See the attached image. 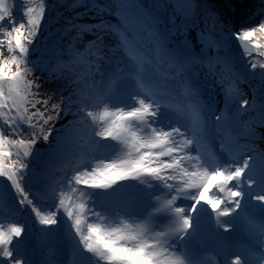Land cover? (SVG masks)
I'll use <instances>...</instances> for the list:
<instances>
[{"label": "snow or ice", "instance_id": "obj_1", "mask_svg": "<svg viewBox=\"0 0 264 264\" xmlns=\"http://www.w3.org/2000/svg\"><path fill=\"white\" fill-rule=\"evenodd\" d=\"M29 3L34 6L24 9L25 22L16 18L7 0H0V178L10 182L18 194L21 211L27 205L36 221L50 229L60 223L58 217L63 210L83 251L95 264H198L188 244L201 229L198 213L202 206L210 211L215 226L223 233L231 231L242 214L264 213V153L240 159L227 136L217 135L242 111L255 109V98H242L235 80H230L222 89L224 103L219 115L211 105L205 109L195 91L189 92V112L194 107L196 111L187 125L174 122L169 115L175 109L168 103L171 90L166 80L188 87L193 64L204 63L215 75L216 64H223L224 71L232 70L227 60L206 54L194 56L187 37L180 51H169L152 31L150 18L131 14L136 6L125 0H114L112 6L76 0L74 6H83L100 17L94 24L73 25L84 31L96 30L92 43L102 41L103 32L113 31L121 47L135 48V54H128L133 62L129 75L136 91H118L117 83L125 77L117 74L106 88L85 86L67 96L53 90L46 99H36L40 92L32 89L39 90L43 84L36 82L40 77L31 78L38 67L31 59L36 51L32 46L41 31L47 5L45 0ZM194 6L189 2L181 10L187 16ZM113 7L122 31L103 19ZM228 39H234L243 55L252 58L251 71L259 69L258 75L264 78V62L254 57V53L264 57V20L231 31ZM146 41L154 42L153 46ZM196 42L211 50H218L224 43L209 41L202 32L197 33ZM5 51L8 55H4ZM162 65L169 69L164 80L158 75ZM219 76L218 83L223 84L224 72ZM259 110L264 118V103ZM176 115L185 118L183 113ZM69 116L72 119H67ZM61 119L65 123L57 127ZM53 131L57 135L49 147L57 154L62 143L72 136L90 152L102 149L111 155H93L90 166L75 171L67 180L69 191L79 193L80 202L50 185L57 195V207L45 212L29 198L23 181L38 154L35 146L41 140L49 141ZM213 136L220 141L219 151L211 147ZM55 184L64 187L59 181ZM126 185L137 191L128 194L127 210L122 211L113 207V202L125 195L121 189ZM156 189L163 192V203ZM178 200L191 203L177 205ZM225 217L231 221L221 219ZM112 219L118 222L106 223ZM28 237L26 224L0 222V264H33ZM261 247L264 249V236ZM227 264L247 262L235 255Z\"/></svg>", "mask_w": 264, "mask_h": 264}, {"label": "rangeland", "instance_id": "obj_2", "mask_svg": "<svg viewBox=\"0 0 264 264\" xmlns=\"http://www.w3.org/2000/svg\"><path fill=\"white\" fill-rule=\"evenodd\" d=\"M16 1L17 0H11V3L13 5L22 4V2L16 3ZM127 2H130V1L127 0ZM145 2H146L145 5L148 4L149 6H151L148 0H145ZM85 3H87V1ZM111 4L112 5L114 4V0H111ZM129 4L140 7L141 1L136 0ZM19 9L20 7L17 10ZM141 11L145 15L149 16L150 18L152 17L154 19L153 13L149 9L142 7ZM114 12H115V9L113 7L110 13H105L103 15V19L107 22V24L114 26V28H118L117 22L119 21V18L114 14ZM87 14L89 15L88 17H90L91 15H94L95 13L93 11L87 10ZM131 14L135 15V12L131 11ZM14 15L16 16L18 20H24L26 22V17H23V13L14 11ZM182 15H183L182 13L176 14L175 22L177 24H180L181 22L183 23L186 21H188L189 23L193 22V19L182 17ZM95 17H96L95 18L96 20H99L98 16H95ZM168 20H169L168 22L170 23H167L166 25L173 24V22L171 21L173 20V18H168ZM83 22H84V25L88 24L89 23L88 18L85 19ZM48 25L49 24L47 22L42 23L41 31L37 37V40L40 39L37 42L40 44L39 48L41 47V45H43L47 49V44L50 43L51 39L48 36V34L50 33V27L47 28ZM157 25L159 24L152 23V28H157L158 27ZM162 29H165V28H162ZM181 29H182L181 31H175L170 26L166 27V31L172 35L173 40L176 42L177 45L180 44L182 42L181 40H184L186 37L189 39L190 42L193 41V44H192L193 46H191L192 53L193 55L200 56L199 55V52L201 50L200 43L194 42L196 41L197 33L184 31L183 26L181 27ZM171 30L174 33H172ZM95 33H96V30L88 32L86 39L82 42V44L78 47V49L81 50L80 48L85 47L88 44H90V46L94 45L96 53H94L93 56H90V55L86 56L87 57L86 60H88V63L84 65L81 68V70H80V66H78L77 68H75V71L73 73L58 71L59 73L57 72L53 74L52 73L53 68L51 71L50 68H48L47 66H44V64H40V63L46 62V58L42 57V54H41L42 48L40 49L35 48L37 52L32 54L31 59L37 62L38 67H37V70L32 74L31 78L35 79L36 77H40L41 79L36 82L43 84V87L40 88L39 90H37L36 88L32 89L33 92H36V91L40 92V95L37 96L36 99H46L53 92V90H55L57 95L62 93L63 95L67 96L70 93L75 92L78 88H83L85 86L90 87V86L95 85L101 88H106L108 84L110 83V79L114 78L117 75L115 73L113 74L112 72L113 71L121 72L124 69L127 61L126 59H124L123 56L126 55V53L122 51L119 36H117V34H115L113 31H105L103 32V35H102V41H97V42L92 43L93 41H95ZM202 33H204L205 36H208V33L205 29L202 30ZM108 34H110V36H108ZM226 37H228V35L220 39V42L222 41L224 42L222 43L223 47H228L229 45L228 40H226ZM53 39H55V37ZM146 43H148V46L151 47L153 46L154 42L146 41ZM167 43H168V38H167ZM70 46L67 45V41L60 43V46L58 49H59V53L62 54L61 55L62 57L70 56L72 54L70 52L71 51ZM170 51L178 52L176 46H171ZM236 52L238 51H234V53ZM4 55H8L7 51L4 52ZM51 55H54V54H51ZM78 56L79 57L76 60H79L81 58L80 55ZM225 56L228 62L231 60L232 65L235 69L234 71L231 67V69L233 70V76L234 75L240 76L241 79L245 81L247 77L243 71H246L252 75V79H247L246 83L244 85H241L242 87L240 86L237 87L239 92L243 94L242 98H248L249 100H253V98H255L256 102L264 103L262 100V94H264V78H261L258 75L259 69H257L255 73L251 71L249 60H251L252 58H246L243 55V53H239L236 56L234 54H231L230 56L229 55H225ZM254 57H256V55H254ZM62 63H64L63 60H62ZM161 67L167 68V65H162ZM65 68L68 69V67H65ZM97 69H99V71H97ZM130 69L131 67L126 68L124 69L122 73L125 72L128 75V78H127L128 83L132 84L130 81V76H129ZM202 71L192 65L191 71L188 73V81L190 83H195V82L198 83L199 88H202L207 91L208 98L212 101V106L215 109V114L219 115L223 109V103H224L222 89L226 87L227 86L226 84L228 83L220 84L217 81H214V76L205 74L204 69ZM122 73L120 75H122ZM200 94L201 93L198 94V97L200 96ZM73 99H75V96H73ZM53 102H57V101L54 100ZM37 107H39L41 111L44 110L40 105H37ZM31 110H34V109H30V111ZM254 111L255 109L245 111L243 115H241L240 113V117L248 118L254 113ZM67 119H72V117L69 116ZM64 123H65V120L61 119L56 122V126L59 127V125L64 124ZM52 126H53L52 124L48 125V127H52ZM256 126H257V130L264 132V126L262 122L257 123ZM257 130H249L253 136H251V138L249 139L241 140L237 144L240 159H243L244 156L246 155H252L255 153H264V150H263L264 139L260 138L259 132ZM56 135H57L56 131H53L52 136L49 138V141L45 142L41 140L35 146L36 148H38V154L36 158L32 160L31 169L27 175V178L23 181V186L26 188L27 185L31 184L35 187H48L52 185L54 181H59L60 184L64 185V187L61 189L59 184L53 185L56 187V192H59L62 190L65 192L67 196H70L72 200L80 202L79 193H76V194L71 193L66 183L67 180L71 178L75 172L71 173L69 176H64L58 170H56L58 171V173H56L54 171V166H58L56 164L64 160V158L72 157L75 154V152L83 145V143L81 141H78L76 138L69 136L62 143V145L59 148V152L57 154L56 151H54L52 148L49 147V144L55 143ZM21 138H27V137H21ZM86 149L88 151V154H93V152H90L87 147ZM250 149L254 151H250ZM95 152L98 154V149ZM99 152H101V149H99ZM53 155L57 158V160H54V159L51 160L52 164L51 165L49 164L51 167L46 168L45 166L41 165V159L43 157L51 158L53 157ZM77 168L78 170L82 168L81 160H80V165ZM34 178H38V180L41 183H39V185L30 183V181H32ZM7 189H9L8 191L10 193L14 192L16 196L12 197L10 194H8ZM0 190L2 192L1 194L6 196L7 201L8 200L10 201L8 206L11 211H15L19 209L21 210V206L18 204V200H17L18 194L15 192L14 188L10 185V182H7L4 178H0ZM28 193H29V198L32 199L34 203L36 204V206L41 208L42 211L52 212L56 210L57 195L54 194L53 192L50 194V198L46 197L43 194V196L38 197V199H34L31 193L30 192ZM66 203H69V201L66 200ZM13 214L16 215V213H12L10 214L11 217H15V215ZM33 217L34 215L32 214L30 207L25 205L23 211H21V215L18 221L11 219L9 220V222H6L4 220L3 221L0 220V222H3L5 225L9 223H13V222L26 224L29 230V234L32 236L31 239L33 242L37 244L38 251L41 254V257L38 256L39 263L38 261H36L35 264H46V256L48 255L44 254L42 248L47 249L53 246L54 245L53 242H55L56 239L59 238L57 247H61L67 244H73L74 241H78L72 229L71 222L66 218L63 210L60 211L59 217H58L60 220V223L58 225L51 227L50 229L45 228L44 226L40 225L37 221H33ZM117 222L118 221L115 219H113L112 221L113 225ZM70 233L72 236H70ZM56 236L58 238H56ZM30 250H32L31 254L37 257V254L33 251V249H30ZM47 262H49L50 264L52 263L58 264L60 262L59 253L55 252V254L52 256V259H50Z\"/></svg>", "mask_w": 264, "mask_h": 264}, {"label": "trees", "instance_id": "obj_3", "mask_svg": "<svg viewBox=\"0 0 264 264\" xmlns=\"http://www.w3.org/2000/svg\"><path fill=\"white\" fill-rule=\"evenodd\" d=\"M161 2L167 10L173 11L177 10L182 12L185 18L193 19V22L189 23L188 21L181 23L184 28L189 29L190 25H194V21H198L201 27H204L206 31L209 33V37L207 38L209 41L220 42V39L224 36L230 34L231 31L238 29L241 26H254L258 25L262 20H264V0H154ZM22 2V4L13 5L11 0H8V3L13 6L15 10L19 7L22 11L27 6H34V4L29 3V0H17L16 3ZM85 2V1H84ZM192 3L194 8L191 11L190 15H185L181 8L188 3ZM45 10V18L43 23H48L47 28L50 27V37L55 40L65 39L73 35V30L75 27L73 25L78 24L80 20H82L86 15V9L83 6H74L76 4V0H50V3H47ZM156 12L159 13L161 17H167V11L159 4ZM81 15H77V14ZM165 16H162V14ZM218 17L219 19H215ZM197 28V27H196ZM203 29V28H202ZM202 29L193 30L201 32ZM78 33H82L79 28ZM76 34V32H74ZM76 37V36H75ZM78 39V38H76ZM201 46V43H200ZM222 44L218 50H212L215 57L226 58V51L222 48ZM202 52L206 50H210L207 47H201ZM52 52L56 53L54 48L51 49ZM230 54L232 52L229 51ZM256 55V54H255ZM255 59L258 61L264 62V57H260L256 55ZM206 70H209L206 67ZM215 72L219 74L220 72H224L225 80H235V84L237 87L241 86L245 81L241 78L236 79V77L232 76V71H224L221 68L215 69ZM246 75L247 79H252V75L246 71H243ZM210 73V72H209ZM251 101V100H250ZM264 102V100H263ZM262 103V102H261ZM260 102H256L257 107L255 108L254 115L252 114L248 118L245 117H237L235 119V123L238 125V128L241 129L245 127L248 130H257L256 124L262 122L264 126V118L261 117L260 114ZM253 110L251 108L244 110L241 112V115L245 113V111ZM246 119V121H245ZM254 127V128H253ZM259 132L260 138L264 139V132ZM38 150V148H36Z\"/></svg>", "mask_w": 264, "mask_h": 264}, {"label": "bare ground", "instance_id": "obj_4", "mask_svg": "<svg viewBox=\"0 0 264 264\" xmlns=\"http://www.w3.org/2000/svg\"><path fill=\"white\" fill-rule=\"evenodd\" d=\"M76 64V63H75ZM129 67V64L128 63H126V65H125V67H124V69H126V68H128ZM124 69L121 71V72H117V71H113L112 73L114 74H121L123 71H124ZM131 70V69H130ZM122 76H124L125 78L124 79H122V80H120V81H118V83H117V89H118V91H120V92H122V93H128V92H135L134 91V89H133V87L128 83V80H127V78H128V75L124 72V73H122ZM219 76V75H218ZM220 77V76H219ZM172 86L173 87H176V88H179V86H178V84H177V81H173L172 82ZM107 152H105V154H106ZM78 156V155H77ZM100 157H104V158H107L108 156H106V155H100ZM74 159H76V157H74ZM77 162V161H76ZM75 166H77V165H75ZM132 189L133 188H131L130 186H125L123 189H121V191L125 194V195H127V194H130V193H132ZM157 194H159V195H161V202L164 200V198H163V195H162V191L160 190V189H156V190H154ZM1 193V192H0ZM121 196H124V195H121ZM121 196H118V197H121ZM169 196H170V194H169ZM179 202L180 201H183V202H185L186 203V200H178ZM4 219V218H3ZM122 219H127V217L126 216H122ZM4 220H6V219H4ZM114 223V222H113ZM113 223H111V224H113ZM247 262V264H251V262H249V261H246Z\"/></svg>", "mask_w": 264, "mask_h": 264}, {"label": "water", "instance_id": "obj_5", "mask_svg": "<svg viewBox=\"0 0 264 264\" xmlns=\"http://www.w3.org/2000/svg\"><path fill=\"white\" fill-rule=\"evenodd\" d=\"M232 41V49H234L235 51H240L236 41L234 39H230Z\"/></svg>", "mask_w": 264, "mask_h": 264}]
</instances>
